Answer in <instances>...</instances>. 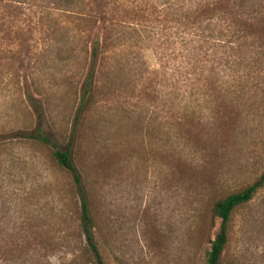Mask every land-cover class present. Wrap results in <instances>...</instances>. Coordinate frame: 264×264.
<instances>
[{
    "label": "rangeland",
    "instance_id": "rangeland-1",
    "mask_svg": "<svg viewBox=\"0 0 264 264\" xmlns=\"http://www.w3.org/2000/svg\"><path fill=\"white\" fill-rule=\"evenodd\" d=\"M228 1L215 4L226 8L208 41L203 0L191 1L192 28L190 0L176 14L162 13L159 0L109 9L112 21L133 25L116 32L124 50L97 62L96 101L75 147L96 180L106 264H198L210 201L264 172V29L257 14L228 26ZM64 35L43 31L36 15L0 12V264H83L71 177L52 170L43 148L2 142L35 125L27 92L45 130L62 147L69 141L91 36L59 43ZM229 230L220 264H264V188Z\"/></svg>",
    "mask_w": 264,
    "mask_h": 264
},
{
    "label": "trees",
    "instance_id": "trees-1",
    "mask_svg": "<svg viewBox=\"0 0 264 264\" xmlns=\"http://www.w3.org/2000/svg\"><path fill=\"white\" fill-rule=\"evenodd\" d=\"M159 1L161 2L160 10L162 13L176 14L183 8L179 0ZM191 1L186 10V18L188 19L186 25L188 24L189 28H192V24L198 21L196 19L197 15H195L197 8L196 6L194 7ZM220 1L224 5L230 2L228 0H203V4L200 6L207 22V41L212 37L211 35L215 29V26H210L211 22L220 16L221 12L224 11L223 8H226V6L220 9L216 7L218 5L215 4ZM231 1L232 6L236 8L232 9V18H235V20L228 26L244 23V20L238 19L244 14H257L261 18L257 27L264 29V0ZM256 3H259L257 9L253 7ZM211 5H215V7ZM136 6L135 0H0V12L3 14L28 13L29 15H36V23L43 31H60L65 34L59 40V43L72 44L76 40V36L82 32H86V35L91 36L87 40L86 49L90 65L80 87L79 102L69 133V141L62 147L53 139L51 132L45 130L41 103L33 98V95H30L29 92H27V96L35 113V125L31 129H17L10 132L11 139L5 138L2 141L5 143H19L21 146L31 144L43 148L46 158L52 164V170L56 173H61V175H67V177L69 174L71 177L70 189L76 197L75 200L79 210L77 226L81 237L80 242L81 244L83 243L80 250L83 264H106V262L102 255L103 234L96 207V180L90 175L86 163L80 159L79 154L75 150L77 133L85 119V115L89 113L96 101V93L99 88V83H97L98 60L104 59L107 61V58H111L107 54L111 50L112 54H115L116 50L112 48L116 47L121 51L124 50V45L120 43V35L117 36L116 32L118 28H130L132 24L128 19H122L120 22L112 21L113 19L108 18L109 9L117 10L118 7H121V11L125 12L135 9ZM61 16L65 17V19L60 20ZM175 19L177 18L172 17V20ZM253 24L250 23L251 26ZM68 28L73 31L72 35L68 33ZM173 33H178V29ZM192 34L194 35V33ZM167 39L168 43L176 42L175 37ZM187 43H189L191 51L193 39L190 38ZM73 52L75 51H71V54L68 55V59L75 56ZM112 58H115V56ZM244 86L242 84L241 88ZM214 137L216 138V136ZM262 188H264V172L251 183L227 192L222 196H217L210 201L209 215L211 221L207 223L204 219L200 226L201 236L204 237L200 242V251L197 257L198 264H220V259L230 239L229 224L234 213L249 204L258 190ZM214 218L219 219L220 224L218 229L213 231ZM1 259L6 262L7 258L2 256Z\"/></svg>",
    "mask_w": 264,
    "mask_h": 264
}]
</instances>
